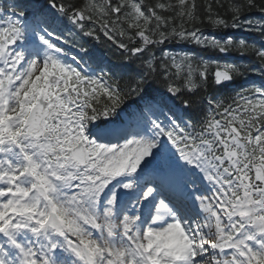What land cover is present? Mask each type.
Returning <instances> with one entry per match:
<instances>
[{
	"label": "snow or ice",
	"instance_id": "6c2138e0",
	"mask_svg": "<svg viewBox=\"0 0 264 264\" xmlns=\"http://www.w3.org/2000/svg\"><path fill=\"white\" fill-rule=\"evenodd\" d=\"M101 34L142 70L85 60ZM169 41L257 64L151 51ZM249 73L264 75V0L0 5V264H264V82L208 94L188 119L184 99L111 120L150 82L175 100Z\"/></svg>",
	"mask_w": 264,
	"mask_h": 264
},
{
	"label": "trees",
	"instance_id": "16d2710c",
	"mask_svg": "<svg viewBox=\"0 0 264 264\" xmlns=\"http://www.w3.org/2000/svg\"><path fill=\"white\" fill-rule=\"evenodd\" d=\"M10 1L12 2V0ZM146 2L154 3V0H146ZM257 2H261V0H257ZM246 16L260 17V13L257 11H252L250 13H246ZM203 31L206 35L215 36L221 39L228 36H232L234 38L243 37L248 42H255L257 45H260L262 43L259 34L255 32H245L242 29L213 31L210 27L204 26ZM75 39L77 41H80L81 37L76 36ZM84 46L88 49L89 55L91 57L90 60L89 57H85V60H88V62L92 64L93 67L99 64L100 67H103L105 71H110L111 73L115 74L117 78L120 75H135L142 70L140 60L131 58L126 60L124 58L123 52L121 50H118L110 41L103 37L102 34L98 41L93 38H85ZM182 46L185 47V49H180V47ZM151 51L154 52L157 57H161L163 53L167 51L170 54L192 53L197 57H204L205 59L220 61H235L238 63L243 61L245 65H248L250 67L257 64L253 55H245L241 57L235 52L224 55L220 54L218 51H212L194 44L179 43L176 41H169L165 44L156 45L151 49ZM248 78H257V81L255 82L257 84L264 82V75L261 74L249 73L247 79ZM243 80L245 79L237 78L233 82L225 84L223 87L214 88L209 86L207 90L202 88L200 91H197L195 93H190L187 89H182L180 97L175 99V102L180 107H183L181 101L184 99H187L191 102V106L187 110V112H182L185 118L188 119L198 114L199 111L205 106L206 97L208 94H215L216 96L221 98L230 97L234 91L246 86V84L243 83ZM209 84L211 85V80L209 81ZM167 95L168 93L166 92L165 85L159 80L153 81L150 82L143 99H130L126 101L125 105H123L122 107H126L130 104L141 106L142 103L144 101H147L149 98L162 101ZM113 117L114 115L111 117V119Z\"/></svg>",
	"mask_w": 264,
	"mask_h": 264
}]
</instances>
